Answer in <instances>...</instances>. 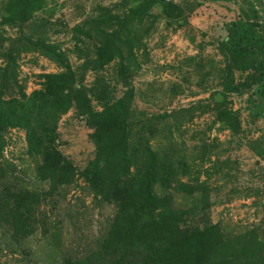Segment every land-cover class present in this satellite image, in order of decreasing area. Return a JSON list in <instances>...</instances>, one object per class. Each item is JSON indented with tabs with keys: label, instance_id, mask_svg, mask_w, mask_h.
Wrapping results in <instances>:
<instances>
[{
	"label": "rangeland",
	"instance_id": "1",
	"mask_svg": "<svg viewBox=\"0 0 264 264\" xmlns=\"http://www.w3.org/2000/svg\"><path fill=\"white\" fill-rule=\"evenodd\" d=\"M200 1L205 3V10L212 9L211 14L196 10L181 29L160 16L126 58V72L118 59L95 72L86 65L99 45L96 34L87 38L75 29L95 17L97 6L121 17L133 0L126 4L125 0H46L45 10L28 23L0 26V83L6 84L8 98L19 96L21 90L30 94L40 88L39 75L60 68L37 50L24 47V41L59 45L70 68L84 74L83 83L95 110L101 111L104 103L121 98L130 87L134 92L130 110L134 130H139L140 121L145 123L162 114L168 115L170 128L181 121L179 132L171 129L175 155L195 170L181 180L194 183L190 177L197 174L199 183L208 185V198L203 202L199 193L189 195L157 187L160 195H172L178 208H193L199 213L206 210L211 222L218 223L226 236L249 230L264 234V102L255 86L247 87L253 82L254 71H243L231 62L227 72L231 80L229 108L238 115L239 133H232L218 121L212 109L195 110L190 118L182 120L176 113L191 106L204 109L212 105L211 95L222 91V69L228 64L226 53L219 47L225 25L242 11L246 19L258 24L257 32L264 31V0ZM152 12L156 14L158 9ZM143 26L137 25L136 31L141 33ZM215 97L220 100L218 94ZM58 131L61 151L82 169L94 151L85 120L70 110L60 119ZM168 133V128L160 124L150 145L163 150ZM205 147L207 152L202 158ZM3 161L8 178L15 177L32 190L48 188L47 182L36 175V161L26 154L24 131L11 129L6 135ZM55 198L53 207H45L50 221L57 225L55 236L38 231L17 244L0 227V264H62L63 255L90 248L114 215V206L96 201L79 178Z\"/></svg>",
	"mask_w": 264,
	"mask_h": 264
},
{
	"label": "trees",
	"instance_id": "2",
	"mask_svg": "<svg viewBox=\"0 0 264 264\" xmlns=\"http://www.w3.org/2000/svg\"><path fill=\"white\" fill-rule=\"evenodd\" d=\"M204 4L200 0H133L121 17L97 6L95 17L75 29L87 38L96 34L99 44L86 68L98 72L118 59L126 72V58L160 16L172 22L175 29H181L196 10L212 13L210 7L205 10ZM46 6V0H0V26L26 24ZM153 8L158 13H153ZM244 15L238 11L237 19L225 25L219 41L228 61L222 69V91L212 94V105L207 104L204 109L191 106L177 111L180 120L190 118L195 110L212 109L216 119L232 133L240 132L238 115L229 108L228 101L231 80L227 79V72L230 73L231 62L243 71H254L253 82L247 87L255 86L264 102V31L257 32L258 24ZM137 25H144L141 33L136 31ZM24 42V47L37 50L60 70L39 75L40 88L30 94L21 90L19 96L8 98L6 84L0 83V227L9 232L15 243H23L38 231L55 236L57 225L50 221L45 207H53L58 192L79 178L91 189L96 201L112 204L115 211L93 245L81 253L63 255L62 264H264V234L249 230L226 236L218 223L211 222L206 210L199 213L193 208H178L172 195L156 191L159 187L189 195L199 193L203 202L208 198V185L199 183L197 174L190 177L194 183L181 180L195 171L193 165L175 155L171 129L179 132L181 121L170 128L168 115L162 114L145 123L140 121L139 130H134L130 121L134 92L130 87L121 98L104 103L97 111L84 86V74L70 68L59 45ZM11 77L15 82V70ZM215 94L224 100H218ZM70 110L83 117L94 145L93 154L82 169L59 147V121ZM160 124L169 132L163 150L150 145ZM11 129L24 131L26 154L36 161V175L47 182L46 190H32L21 180L8 178L3 149ZM206 152L205 147L202 158Z\"/></svg>",
	"mask_w": 264,
	"mask_h": 264
},
{
	"label": "water",
	"instance_id": "3",
	"mask_svg": "<svg viewBox=\"0 0 264 264\" xmlns=\"http://www.w3.org/2000/svg\"><path fill=\"white\" fill-rule=\"evenodd\" d=\"M167 1H170V0H167ZM154 10L156 12L157 11V8H154ZM219 97H220V100H221V95H219Z\"/></svg>",
	"mask_w": 264,
	"mask_h": 264
},
{
	"label": "crops",
	"instance_id": "4",
	"mask_svg": "<svg viewBox=\"0 0 264 264\" xmlns=\"http://www.w3.org/2000/svg\"><path fill=\"white\" fill-rule=\"evenodd\" d=\"M263 8H264V3H263Z\"/></svg>",
	"mask_w": 264,
	"mask_h": 264
}]
</instances>
